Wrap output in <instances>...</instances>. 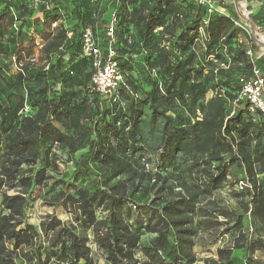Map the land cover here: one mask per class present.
Here are the masks:
<instances>
[{
	"label": "trees",
	"instance_id": "16d2710c",
	"mask_svg": "<svg viewBox=\"0 0 264 264\" xmlns=\"http://www.w3.org/2000/svg\"><path fill=\"white\" fill-rule=\"evenodd\" d=\"M2 1L8 6L11 2ZM90 1L55 0L38 6L44 18L30 25L39 24L45 30L35 33L45 40L42 59L47 60L46 65L30 59L34 38L25 48L15 39L0 47L13 53L20 66L10 78L6 70H0V264H95L89 232L97 235L103 228L110 233L114 264H198L194 238L203 223L197 224L195 217L199 211L214 214L198 208L200 202L216 194L232 167L244 175L245 190L251 189L255 202L261 194L264 151L256 141L263 137L264 121L259 114H251L247 101L238 100L242 79L251 78L253 56L260 52L264 60V48L253 36L248 37L252 57L246 49L234 48L233 41L240 33L246 34L235 26L244 23L240 14L235 18L210 15L195 0H113L115 60L124 80L120 101L114 102L92 81L95 68L92 59L84 57V33L73 56L79 64L71 60L72 71L68 72L64 61L72 43L71 32L62 26L53 29L66 16L73 23L91 19L93 34L102 31L98 45L106 57L110 36L103 21L108 10L102 9L104 0H95L94 9ZM209 1L218 7L222 3ZM257 1L262 3L259 13L264 27V0ZM19 12L28 15L30 8L23 6ZM249 25L256 33L254 19ZM78 28L72 32L76 34ZM202 30L206 38L202 50H196ZM223 49L237 64V74L241 64L247 70L238 78L229 75L231 64L218 53ZM134 55L143 56L141 65ZM210 57L226 67L214 68ZM79 66L91 70L79 82L84 91L69 90L75 83L70 73H76ZM218 79L221 93L206 102L209 83ZM59 85L62 89L57 91ZM143 87L148 90L140 98ZM28 106L31 112L25 114ZM146 107L153 123L164 120L155 169L148 167L140 143ZM86 148L78 160L73 158ZM61 149L69 153L76 170L71 181L62 179L60 199L50 206H69L73 221L48 216L38 230L26 223L25 213L33 190L45 187L53 179L51 173H59L57 150ZM181 154L184 169L171 170ZM116 174L122 179L113 182ZM79 175L93 180V191L70 193ZM138 195L139 199L153 198L149 205L153 213L145 225L130 224L119 212L123 203L140 208ZM255 206L253 212L263 211ZM98 210L107 213L105 219H98ZM217 211L232 216L229 211ZM236 223L242 232V221ZM146 234L154 238L143 245L141 238ZM138 251L145 262L136 257ZM230 256V252L220 251L218 259L205 263L234 264Z\"/></svg>",
	"mask_w": 264,
	"mask_h": 264
},
{
	"label": "rangeland",
	"instance_id": "374dc122",
	"mask_svg": "<svg viewBox=\"0 0 264 264\" xmlns=\"http://www.w3.org/2000/svg\"><path fill=\"white\" fill-rule=\"evenodd\" d=\"M9 6L3 3L0 0V47L4 48L5 44L9 43V40L15 39L17 44L26 47L31 38L35 39L34 54L30 58L32 61L37 63V65L42 66L46 65L47 60L42 59V47L45 43V40L35 33L37 29L40 33H44V28L39 24L30 25V22L41 20L44 16L38 13V6L41 3L49 4L55 0H10ZM73 2V0H71ZM92 9L95 8V0L90 1ZM102 9L108 10L106 17L104 18L103 24L104 27L110 24L112 20L113 13L115 12V5L113 0H104ZM23 6H29V14H22L19 12V9ZM262 3L254 0H222V3L219 5L218 9L222 12V15H228L232 18H235L236 14H240L243 18L244 23L238 22L235 24L237 28L242 29L246 34L240 33L237 40L233 41V46L236 49L239 47L246 49L248 55L250 53V44L249 38L253 36L257 38L261 43H264V27L260 23V19L263 16H260V8ZM73 9L74 6L72 5ZM28 16V17H27ZM251 19H254V23L257 25L256 33H253L252 27L249 25ZM29 20V21H27ZM79 25L78 31L74 34L73 28ZM58 26L64 27L65 30L71 32L69 37L72 38V43L67 50L64 64L67 66V70L72 71V65L70 61L73 60L74 64L78 63V60H74L73 56L75 51H77V46L81 43L82 33L85 31H92L93 24L91 19L80 23L78 21L72 22V20L66 16L60 22H58L57 27H53L54 30ZM97 35H94L96 42H101L102 31L97 29ZM206 38L204 30L201 31V38L197 42L199 45L197 49L202 48V42ZM107 43H103V48L107 50ZM202 50V49H201ZM219 55L225 56L226 60L230 62L231 67H227V71L230 76L238 78L240 73H245V67L241 64L238 68L241 70L239 74L236 71L237 64L231 60L230 57L225 55V50H219ZM261 53H257L253 56L255 65H258L262 72L264 73V60L261 57ZM252 57V55H249ZM134 59L137 64L141 65L143 56L134 55ZM210 61L213 62V67H221L223 65L222 61L215 59V57H210ZM216 65V66H215ZM20 66L16 63V57L13 53L7 52L4 49H0V70L4 69L8 73L7 78H10L11 75L18 73ZM91 72L90 67L79 66L76 73H70L73 77L74 89L70 88L69 90L76 91L77 89L83 90V87L79 86V82L84 81L85 77ZM208 73V68L206 74ZM62 86L57 87V91H60ZM221 83L218 80L209 83L208 86V95L206 97V102L211 100L213 97L218 96L221 93ZM147 87H143L140 91V98L143 97V93L147 91ZM225 90V88H224ZM28 111L25 114L31 112V108L28 106ZM142 124L140 126V143L142 146L143 152L142 155L145 157L144 160L148 162V167L150 169H155L159 165L157 159L158 154L161 151V138L164 120L159 118L155 123L152 122V112L146 107L143 110ZM263 132V131H262ZM262 138L259 137L256 142H260L262 151H264V133H261ZM88 151V148L79 151L74 155L73 158L78 160V158L85 152ZM58 155L61 158L59 162V173H51L53 179L50 180L45 187H37L33 190L31 194L30 206L26 210V223L34 225L38 230H40V224L47 219L48 216L56 215L62 221L69 222L73 221V213H71V208L68 207H54L50 206V203L60 199L59 192L62 190V179L66 182L71 181V178L74 176L76 170L75 164L71 161L69 153L65 150H57ZM185 156L182 154L179 155L178 163L171 170H175L178 166H181L184 169ZM183 169L178 170V172ZM244 175L238 171L236 167H232L229 171L227 180L221 185L215 195H213L207 201H201L198 208H203L207 212H212L214 214H206L205 212H198V215L195 217V222L197 224L203 223V227L200 228L199 233L194 238L195 242V255L199 259L198 264H206L205 262L211 260L212 258L218 259V252L222 251L224 253H231V260L234 264H264V174L259 176V189H261V194L259 198L256 199V202L253 199V193L251 189L245 190L246 187L241 185ZM120 174H116L113 182H118L121 180ZM74 183L75 181L72 180ZM243 187V188H242ZM87 190L89 192L93 191V180L86 178L85 176H78L77 181L75 182V187L71 188L69 191L71 194L75 195L79 190ZM140 196L136 197V200L140 202V208H133V203H123L119 212L122 213L123 217L130 224H142L145 225L149 217H151L153 211L149 206L151 201V196L145 197V199H139ZM256 203V204H255ZM263 209L262 212H253L254 207ZM219 209L229 211L232 213V216L225 217L221 214ZM214 211H217L215 214ZM98 219L103 220L106 218L107 213L101 210L97 211ZM216 215V216H215ZM240 219L244 225L242 232H240L239 225L236 223ZM230 230V231H228ZM154 235L146 234L141 238V244L146 245L152 239ZM94 262L95 264H114L116 257L113 254L112 250V241L108 228H103L100 232L93 234L89 232V242ZM170 250H173L170 249ZM136 257L145 262L144 256L140 251L136 254Z\"/></svg>",
	"mask_w": 264,
	"mask_h": 264
},
{
	"label": "built area",
	"instance_id": "2783aa9c",
	"mask_svg": "<svg viewBox=\"0 0 264 264\" xmlns=\"http://www.w3.org/2000/svg\"><path fill=\"white\" fill-rule=\"evenodd\" d=\"M199 5L207 8L210 15L222 14L218 6L209 0H195ZM117 22V14L113 13L112 20L108 25V35L110 36L109 48L106 57H104L101 48L94 37L93 31H85L83 35V53L84 57L90 58L93 61L95 74L92 78L96 89L106 97H111L114 102H119V89L123 83V76L115 58L118 55L114 44L116 43L115 26ZM207 22H205L206 24ZM57 27V24L53 25ZM249 55H252L251 52ZM226 67L225 64L222 68ZM243 87L238 101L245 100L248 103V109L251 114H259L264 121V73L258 65H254L252 75L249 79H242ZM236 101V103H238ZM28 107L25 112H27ZM243 186L247 183L243 181ZM243 188V187H242Z\"/></svg>",
	"mask_w": 264,
	"mask_h": 264
},
{
	"label": "water",
	"instance_id": "95a60500",
	"mask_svg": "<svg viewBox=\"0 0 264 264\" xmlns=\"http://www.w3.org/2000/svg\"><path fill=\"white\" fill-rule=\"evenodd\" d=\"M237 1V0H236ZM253 33L255 34V32L253 31ZM255 38H256V36H255ZM256 40H257V38H256ZM257 42L264 48V43H261L259 40H257Z\"/></svg>",
	"mask_w": 264,
	"mask_h": 264
},
{
	"label": "crops",
	"instance_id": "0c3cea01",
	"mask_svg": "<svg viewBox=\"0 0 264 264\" xmlns=\"http://www.w3.org/2000/svg\"><path fill=\"white\" fill-rule=\"evenodd\" d=\"M264 50V49H263Z\"/></svg>",
	"mask_w": 264,
	"mask_h": 264
}]
</instances>
